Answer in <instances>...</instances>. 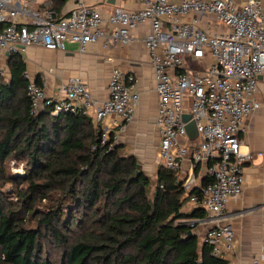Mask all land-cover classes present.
Segmentation results:
<instances>
[{"label":"built area","instance_id":"1","mask_svg":"<svg viewBox=\"0 0 264 264\" xmlns=\"http://www.w3.org/2000/svg\"><path fill=\"white\" fill-rule=\"evenodd\" d=\"M34 1L0 0V59L6 61L30 45L57 50L68 41L77 44L80 52L99 39L106 47L126 45L131 41L132 28L149 24L143 44L158 97L155 126L161 166L178 175L190 159L187 174L180 180L181 187L189 189L196 183L194 168L206 164L211 182L196 186L211 219L202 242L210 245L213 256H221L234 239L231 225L223 218L224 211L229 199L240 197L245 165L253 159V154L244 149L240 133L259 108L255 92L258 75L264 71L260 0H143L136 10L116 7L105 20L109 25L106 32L100 12L84 0H69L70 7L60 17L47 0L40 11L33 10ZM189 16L193 19L187 21ZM199 16H213L227 32L207 33L196 25ZM187 57L201 62L199 69L187 70ZM27 95L32 113L42 102L51 116L77 113L96 123L109 119L118 132L133 120L139 103L134 77L118 68L110 73L108 97L101 104L79 77L62 84L56 97H46L40 85L28 81ZM183 114L189 115L187 121H183ZM189 121L195 123L197 131L193 140L186 132ZM99 130L100 146L116 142L118 132L105 126ZM187 202L196 206L197 199L193 196ZM248 264H264V254L254 256Z\"/></svg>","mask_w":264,"mask_h":264},{"label":"trees","instance_id":"2","mask_svg":"<svg viewBox=\"0 0 264 264\" xmlns=\"http://www.w3.org/2000/svg\"><path fill=\"white\" fill-rule=\"evenodd\" d=\"M47 1L65 14L69 0ZM6 66L0 178L15 183L4 171L11 157L26 158V173L15 179V200L0 189V264H227L192 234L193 220L206 217L198 187L182 188L177 174L159 166L150 194V177L121 145L100 146L89 116L31 112L21 52ZM210 182L205 175L200 185ZM193 196L196 206L185 210Z\"/></svg>","mask_w":264,"mask_h":264},{"label":"crops","instance_id":"3","mask_svg":"<svg viewBox=\"0 0 264 264\" xmlns=\"http://www.w3.org/2000/svg\"><path fill=\"white\" fill-rule=\"evenodd\" d=\"M44 0H36L31 4L33 10L40 11ZM96 8L103 17V30L109 29L105 21L116 8L136 10L142 6L143 0H84ZM179 1V0H172ZM238 3L245 0H235ZM264 13V0H260ZM70 7L68 1L62 11L65 13ZM197 27L212 33L227 32L226 27L214 19L213 16H199ZM192 16L186 18L187 21ZM149 31V24L145 23L131 29V41L126 44H112L104 46L102 39L85 46L80 52L78 45L65 42L63 49L47 50L43 47L30 45L21 50L25 62V74L28 81H39L46 97H56L57 89L68 79L79 77L87 86L97 104H101L108 97V79L113 68L120 69L126 75L134 77V89L139 94V103L133 120L122 131H117L109 119L95 126L109 127L117 133L116 144L122 146L126 156H133L137 164L154 169L161 166L159 156V135L155 126V115L158 97L155 92L153 69L150 57L143 44V37ZM186 61L200 66L201 62L193 61L190 57ZM255 98L259 108L245 121L244 130L240 137L244 149L253 154V159L245 165L243 173V187L240 197L229 199L224 211V220L234 231L231 248H224L220 257L227 264H248L251 258L264 254V71L258 75ZM42 108V102L39 103ZM187 159L178 177L184 179L190 167ZM206 175V164H198L194 168L195 186L199 185ZM206 217L193 220L196 223L193 231L202 243L206 229L211 225V219ZM197 228L201 230L195 232Z\"/></svg>","mask_w":264,"mask_h":264},{"label":"rangeland","instance_id":"4","mask_svg":"<svg viewBox=\"0 0 264 264\" xmlns=\"http://www.w3.org/2000/svg\"><path fill=\"white\" fill-rule=\"evenodd\" d=\"M185 68L187 70H196L199 69V67L197 65H195L192 62H185ZM0 77L3 80L8 79L9 74H8V68L6 66V61H4L3 59H0ZM185 107L188 108V103L185 102ZM159 166H156L154 169L148 168V167H142L140 168V170L146 174L148 177H150L152 185L150 186L149 189V193L151 194L154 188V181H155V175L157 172ZM4 171L5 174L7 175H11L10 177L12 178H17V177H22L25 175L26 173V158L22 157H11L8 158L5 162H4ZM14 179L15 183H11V182H7L5 183V181H2V179L0 178V189L3 191V193L9 195L8 199L11 200H15V195L11 194L12 190L15 188H18L16 185V180ZM190 208V205L188 204V202L186 201L184 204V209L187 210ZM80 215V214H79ZM201 230L200 228L196 227L195 232ZM194 231V230H193ZM202 231V230H201ZM49 245H45V247H47V249ZM50 247H52L50 245ZM55 256V252L54 250L51 249V257Z\"/></svg>","mask_w":264,"mask_h":264},{"label":"water","instance_id":"5","mask_svg":"<svg viewBox=\"0 0 264 264\" xmlns=\"http://www.w3.org/2000/svg\"><path fill=\"white\" fill-rule=\"evenodd\" d=\"M182 119H183V121H187L189 119V115L188 114H183ZM186 132H187L188 137L191 140H193L197 136V131H196L195 123L193 121H189L188 123H186ZM140 168H141V166L138 165V170L139 171H141Z\"/></svg>","mask_w":264,"mask_h":264}]
</instances>
